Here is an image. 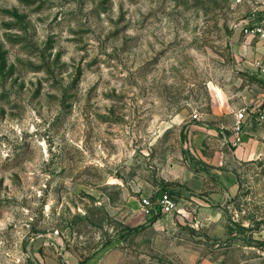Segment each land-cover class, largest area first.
Instances as JSON below:
<instances>
[{"label":"rangeland","instance_id":"rangeland-1","mask_svg":"<svg viewBox=\"0 0 264 264\" xmlns=\"http://www.w3.org/2000/svg\"><path fill=\"white\" fill-rule=\"evenodd\" d=\"M247 22L264 0H0V264H264V158L190 148L264 109Z\"/></svg>","mask_w":264,"mask_h":264},{"label":"crops","instance_id":"crops-1","mask_svg":"<svg viewBox=\"0 0 264 264\" xmlns=\"http://www.w3.org/2000/svg\"><path fill=\"white\" fill-rule=\"evenodd\" d=\"M262 76H264V73H262ZM261 111L262 110L260 108H245V113L242 119L239 118V113L235 112V115L231 116L232 118L229 120V123L227 126H225V128L220 127L216 129L208 128L207 125L204 124H192L190 127L192 133L190 137V148L192 149L194 156L202 161H205L208 166H213L216 159H221V161H223L227 155V152H229L239 163L263 159L264 124L258 122V115ZM196 131L199 133H204L206 136L211 135L209 143L213 147L212 151H208L205 154L200 151L198 141L199 136H194ZM197 135L199 134L197 133ZM183 168L184 171H187L183 182L178 184L177 182H173L171 180L169 182L170 185H177L180 187H182L181 185H187L188 188L184 189L183 193H186L187 191L191 192V189H194L196 192H198V188L202 186L200 182L202 179L201 171L196 168H192L191 164H186L183 166ZM184 195L185 194L182 196ZM177 200L178 209L172 213H164L166 216L169 217V214L180 215L186 210L184 204L182 203L184 197H177Z\"/></svg>","mask_w":264,"mask_h":264},{"label":"built area","instance_id":"built-area-1","mask_svg":"<svg viewBox=\"0 0 264 264\" xmlns=\"http://www.w3.org/2000/svg\"><path fill=\"white\" fill-rule=\"evenodd\" d=\"M243 0H237V2H242ZM245 32L247 34L262 35L264 36V29L261 26L251 27L247 22L245 24ZM261 72L264 73V62H258ZM244 110L239 112V118L242 119L244 116ZM258 122L264 124V110H262L258 115ZM240 125V124H238ZM142 206L145 213L148 216H157L164 213H172L178 209L177 197L167 190H158L153 195L148 197H143L141 200Z\"/></svg>","mask_w":264,"mask_h":264}]
</instances>
